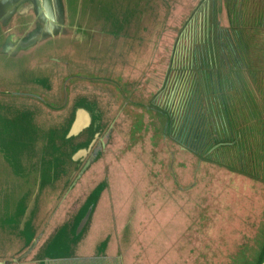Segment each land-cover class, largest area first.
Returning <instances> with one entry per match:
<instances>
[{
  "label": "rangeland",
  "instance_id": "obj_1",
  "mask_svg": "<svg viewBox=\"0 0 264 264\" xmlns=\"http://www.w3.org/2000/svg\"><path fill=\"white\" fill-rule=\"evenodd\" d=\"M59 4L0 55V264H256L264 0Z\"/></svg>",
  "mask_w": 264,
  "mask_h": 264
},
{
  "label": "crops",
  "instance_id": "obj_2",
  "mask_svg": "<svg viewBox=\"0 0 264 264\" xmlns=\"http://www.w3.org/2000/svg\"><path fill=\"white\" fill-rule=\"evenodd\" d=\"M0 8L3 35L0 55L14 57L22 54L37 40L58 35L61 30L59 0H3L0 1ZM24 24L26 28L21 27ZM88 123L87 111L81 107L75 109L67 135L76 136Z\"/></svg>",
  "mask_w": 264,
  "mask_h": 264
},
{
  "label": "trees",
  "instance_id": "obj_3",
  "mask_svg": "<svg viewBox=\"0 0 264 264\" xmlns=\"http://www.w3.org/2000/svg\"><path fill=\"white\" fill-rule=\"evenodd\" d=\"M210 83H211V81H210ZM212 86V85H211ZM208 87V86H207ZM252 97H253V95H252ZM252 97H249V95L247 96V94L245 93L244 94V99H242V103H246V102H249L250 103V99L252 98ZM245 98H247V99H245ZM253 99V98H252ZM253 101H254V99H253ZM248 105V104H247ZM251 115H252V117H248V119L249 118H252V120L254 121V119H256V113H253L252 111H251ZM262 117L260 116L259 117V119H261ZM259 119H257V120H259ZM193 129V128H192ZM264 260V252H261L260 253V255L258 256V258H257V261H256V264H260L262 261Z\"/></svg>",
  "mask_w": 264,
  "mask_h": 264
},
{
  "label": "bare ground",
  "instance_id": "obj_4",
  "mask_svg": "<svg viewBox=\"0 0 264 264\" xmlns=\"http://www.w3.org/2000/svg\"><path fill=\"white\" fill-rule=\"evenodd\" d=\"M46 18V17H45ZM48 31H49V29H48ZM49 33V32H48Z\"/></svg>",
  "mask_w": 264,
  "mask_h": 264
},
{
  "label": "water",
  "instance_id": "obj_5",
  "mask_svg": "<svg viewBox=\"0 0 264 264\" xmlns=\"http://www.w3.org/2000/svg\"><path fill=\"white\" fill-rule=\"evenodd\" d=\"M262 264H264V262Z\"/></svg>",
  "mask_w": 264,
  "mask_h": 264
}]
</instances>
